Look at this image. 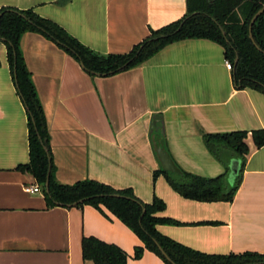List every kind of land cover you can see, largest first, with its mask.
Listing matches in <instances>:
<instances>
[{
	"label": "crops",
	"instance_id": "crops-1",
	"mask_svg": "<svg viewBox=\"0 0 264 264\" xmlns=\"http://www.w3.org/2000/svg\"><path fill=\"white\" fill-rule=\"evenodd\" d=\"M2 7L32 9L89 49L117 54L182 18L186 0H0ZM20 46L45 115L56 181L93 179L131 188L145 203L159 198L164 210L158 216L177 223L158 224L157 230L191 249L264 254V144L256 147L250 133L264 128V92L241 87L225 65L221 44L174 41L110 75L87 72L38 32L24 33ZM154 116L161 118L176 165L201 177L225 172L203 134L248 132L249 152L231 201L185 198L163 173L153 178L160 168L151 143ZM28 160L26 108L0 41V264H93L81 253V239L89 235L123 249L126 264H167L147 249L134 258L142 242L109 211L90 204L49 205L42 189L26 192L25 185H39L17 169Z\"/></svg>",
	"mask_w": 264,
	"mask_h": 264
},
{
	"label": "trees",
	"instance_id": "trees-1",
	"mask_svg": "<svg viewBox=\"0 0 264 264\" xmlns=\"http://www.w3.org/2000/svg\"><path fill=\"white\" fill-rule=\"evenodd\" d=\"M67 1L69 0H58L60 4ZM263 4L264 0H186V13L182 18L151 30L131 50L117 54H102L89 49L60 25L41 17L32 9L0 8V41L6 46L9 67L27 115L29 160L25 164H19L17 169L30 173L35 178L49 205L66 206L83 200L75 206L90 204L117 217L142 242V245L135 246L134 258H139L147 249L167 264H172L158 249L159 244L175 264H264V254L258 252L208 254L175 242L156 228L158 224L177 223L158 216L164 210L162 200L154 197L150 203H145L133 194L131 188L115 189L93 179L78 180L72 184L60 183L53 177L51 157L48 192H45L43 186L49 162L43 145L47 147L50 156L49 134L42 105L20 46L24 33L38 32L75 58L87 72L93 75H110L143 63L174 41L205 38L223 46L225 58L231 62L234 76L236 80H240L242 88L250 87L264 92V11L251 25V34L259 49L249 37L250 20ZM220 26L225 35L222 34ZM126 62L128 63L124 67L118 69ZM250 133L256 147L264 144V128L252 130ZM247 134L243 130L203 134L205 146L225 167V172L221 175L207 178L182 169L180 173H172L160 167L153 172V178L158 173H163L171 186L185 198L198 201H231L249 152ZM151 135L160 139L162 146L166 148L159 116H154L151 121ZM232 158L241 160V170L235 182L230 185L227 182V173ZM81 253L84 260H90L93 264H126L128 258L127 253L116 244L92 235L82 237Z\"/></svg>",
	"mask_w": 264,
	"mask_h": 264
},
{
	"label": "water",
	"instance_id": "water-1",
	"mask_svg": "<svg viewBox=\"0 0 264 264\" xmlns=\"http://www.w3.org/2000/svg\"><path fill=\"white\" fill-rule=\"evenodd\" d=\"M264 11V4L254 13V15L252 16L251 20H250V24H249V37L252 40L253 44L257 47L255 41L253 40L252 34H251V25L254 22V20L256 19V17L258 15H260L262 12ZM220 30L222 32L223 35H225L224 30L222 29V27L220 26ZM258 48V47H257ZM259 49V48H258ZM237 59V57H236ZM128 62H126L125 64H123L122 66H120L118 69L124 67ZM82 66V65H81ZM38 139L41 141V137L40 135L37 133ZM42 142V141H41ZM151 143H152V147H153V151L155 153V156L157 157L160 167L162 170L164 171H168V172H172V173H180V168L176 165V163L174 162V160L171 158L169 152L167 151V149L165 147L162 146L160 139L155 138L154 135H151ZM43 149L47 154V158H48V172H47V178L44 182V186L43 189L45 192H48V182H49V173H50V156L48 154V149L45 145H43ZM241 170V160L238 158H233L230 160L229 162V166H228V173H227V178L228 181L230 183H234L237 176L239 175ZM113 196H122V195H118V194H113ZM123 197V196H122ZM83 200H79L77 202H74L72 204H66V206H75L78 203L82 202ZM144 212V209H143ZM158 249L160 250V252L162 253V255L165 257V259L167 261H169L172 264H175L170 258L169 256L165 253V251L162 249V247L157 244Z\"/></svg>",
	"mask_w": 264,
	"mask_h": 264
},
{
	"label": "built area",
	"instance_id": "built-area-1",
	"mask_svg": "<svg viewBox=\"0 0 264 264\" xmlns=\"http://www.w3.org/2000/svg\"><path fill=\"white\" fill-rule=\"evenodd\" d=\"M225 65L228 69H231L232 65H231V62L229 60H225ZM24 190L26 192H41V187L37 184H34V185H25L24 186Z\"/></svg>",
	"mask_w": 264,
	"mask_h": 264
}]
</instances>
